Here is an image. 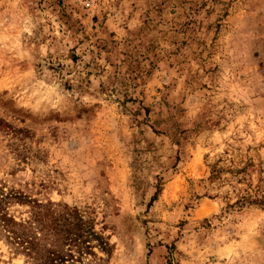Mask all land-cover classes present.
Wrapping results in <instances>:
<instances>
[{
    "label": "rangeland",
    "instance_id": "1",
    "mask_svg": "<svg viewBox=\"0 0 264 264\" xmlns=\"http://www.w3.org/2000/svg\"><path fill=\"white\" fill-rule=\"evenodd\" d=\"M0 188L70 264H264V0H0Z\"/></svg>",
    "mask_w": 264,
    "mask_h": 264
},
{
    "label": "trees",
    "instance_id": "2",
    "mask_svg": "<svg viewBox=\"0 0 264 264\" xmlns=\"http://www.w3.org/2000/svg\"><path fill=\"white\" fill-rule=\"evenodd\" d=\"M18 196L19 194L13 190L3 192L0 188V221H2L4 227H9L8 231L11 232L10 237L17 245L22 246L21 248L29 258L30 264H70L69 261L74 260L73 248H75L74 251H77L78 254L89 252L86 249L89 248L87 241L90 236L97 238L99 244H103L100 236L91 231V228L79 216L76 209L67 207L65 210L56 212L54 208L47 204L34 202L36 210H34L33 219L39 221L48 215L49 217L52 216L54 237L57 241H61V247L55 248L54 246L47 245L45 241L50 236H46L45 234L39 236V230L33 228L30 222H15L5 212V204L9 199L24 202L19 201L21 199ZM14 223H18L17 226L19 227L15 228ZM75 260L79 261L78 258Z\"/></svg>",
    "mask_w": 264,
    "mask_h": 264
}]
</instances>
